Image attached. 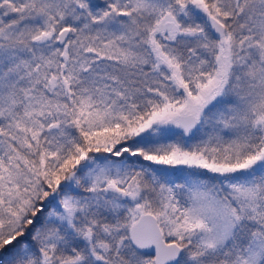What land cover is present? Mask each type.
<instances>
[{
	"label": "snow or ice",
	"instance_id": "obj_1",
	"mask_svg": "<svg viewBox=\"0 0 264 264\" xmlns=\"http://www.w3.org/2000/svg\"><path fill=\"white\" fill-rule=\"evenodd\" d=\"M0 264H264V0H0Z\"/></svg>",
	"mask_w": 264,
	"mask_h": 264
}]
</instances>
